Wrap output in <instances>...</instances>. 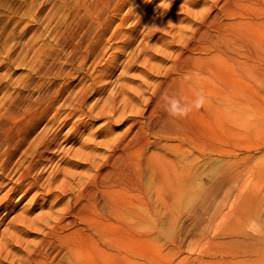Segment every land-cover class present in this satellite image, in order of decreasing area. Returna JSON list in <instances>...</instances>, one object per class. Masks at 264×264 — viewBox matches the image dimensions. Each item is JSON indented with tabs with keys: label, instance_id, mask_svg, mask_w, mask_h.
<instances>
[{
	"label": "bare ground",
	"instance_id": "obj_1",
	"mask_svg": "<svg viewBox=\"0 0 264 264\" xmlns=\"http://www.w3.org/2000/svg\"><path fill=\"white\" fill-rule=\"evenodd\" d=\"M241 1L219 0L214 4L218 10L211 7L194 17L179 28L177 38L173 33L164 45L144 46L147 58L142 62L141 80L135 87L122 84L120 90H110L113 96L99 108L86 104L93 84L105 73L96 70L93 76L90 72L89 83L65 99L67 87L51 85L34 98L9 104L10 109L23 112V119L0 120V191L5 189L0 195V264H129L130 253L121 250V241L136 239L144 245L148 240L147 216L153 211H167L175 224L179 199L186 194L195 198L189 212L198 215L196 222L202 225L205 219L199 215L209 214L207 224L215 225L221 238L215 241L204 233L206 240L220 249L221 256L209 259L210 263L264 264V228L254 235L244 226L251 219L264 220L262 196L256 193L264 190V184L257 191L250 188L249 176H244L246 166L230 162L226 147L230 125L236 127L244 117L239 89L233 88L244 76L243 57L258 55L264 45L257 36L259 26L264 25V10L257 9L258 1L264 0H246L248 5L256 3L247 9L251 14H244L246 20H233L243 14L234 8L228 13L226 7ZM221 9L230 20L220 17ZM158 28L154 22L145 24L149 35ZM89 30H85L86 36ZM247 33L252 34L251 40ZM125 34L116 32L108 38ZM95 54L98 57L99 52ZM83 56L82 60L89 55ZM163 58L170 63L162 66L155 61ZM232 65H236L233 77ZM40 73L71 74L61 66L41 68ZM149 73L157 79L148 80ZM140 98L144 104L139 109L136 101ZM171 99L186 110L185 114L170 113ZM61 111L64 114L59 119ZM127 111L135 114L124 117ZM101 118L104 125L81 136L79 147L67 159L68 166L83 170L72 171L61 162L51 165L57 156L56 162L68 156L70 148L61 147L63 142L71 136L68 141L76 140L88 121ZM46 119L59 122L56 129L37 131ZM119 121L126 125L121 132L105 133L108 136L97 140L103 127ZM30 136L33 139L23 150ZM99 146L104 152H97ZM193 152L198 154L188 160L180 158ZM206 155L219 156L221 163L209 173V185L193 187L196 163ZM13 158L18 164L12 170ZM42 165L50 171L41 182L37 172ZM257 178L264 179V167ZM38 198H45V202L36 212ZM24 199L20 212L9 217ZM226 204L229 207H224ZM137 223L141 227L136 235ZM30 235L35 238L28 239Z\"/></svg>",
	"mask_w": 264,
	"mask_h": 264
},
{
	"label": "rangeland",
	"instance_id": "obj_2",
	"mask_svg": "<svg viewBox=\"0 0 264 264\" xmlns=\"http://www.w3.org/2000/svg\"><path fill=\"white\" fill-rule=\"evenodd\" d=\"M218 1L0 0V120L16 121L23 119V112L10 109L9 104L24 97L34 98L51 85L67 87V92L62 99H65L67 95H73L82 84L90 82V77L94 75L95 70L96 73L98 71L105 73L101 76L102 80L93 84V94L90 95L86 104H94L99 108L107 98L113 96L110 90L114 91L118 88L120 90L122 84L135 87L141 80L144 70L142 62L147 58V47L153 48L161 44L164 45L170 40L173 33L177 38L179 28L186 25L194 17H198L208 9L210 10L211 7L214 11L218 10L214 5ZM255 6L256 3H249L248 5L247 1L244 0L239 4L228 5L226 11L228 13L233 12L231 8H234L235 11L243 14V16L239 14L234 16L233 20H236L244 18L245 13L246 16H249L252 10L247 9ZM257 9L264 10V2L258 1ZM219 15L223 20H230L223 9ZM246 16L243 20L247 19ZM148 22H154L159 27L150 35L145 29V24ZM87 28L90 30L86 36L85 30ZM259 28L257 36L264 41V25H260ZM116 32H119L120 35L124 32L126 36L123 35L110 40L108 35ZM247 35L251 40L252 34L247 33ZM228 36L229 42L232 43L231 36L229 34ZM245 46L248 49L251 43H246ZM97 47L98 57L97 54L94 56V53H98ZM172 48L175 49L176 46L173 45ZM149 53H153L152 50ZM82 54H84V58L86 55L89 56L82 60L80 57ZM155 61L158 62L157 64L161 63L162 66L170 63L166 58ZM81 62L83 63L82 68H80ZM59 66L63 68L64 72L70 71L71 74L67 76L65 74L44 75L40 73L41 68ZM235 66L232 65L230 68L232 77ZM242 66L244 76L240 83L236 82L233 85L231 82V86L239 89L238 99L244 107V117L240 122H237L238 124H235L236 127L234 124L230 125L231 129L227 134L226 147L229 150V161L238 163L239 166H246L244 176H249L250 188L252 187L254 191H257L258 187L264 184L261 183L264 182V179L257 178L259 170L264 167V131H262L264 130L262 128L264 127V45L258 49V55L252 57L245 55ZM91 71H93L92 76ZM147 76L150 81L157 79L156 74L149 73ZM96 87L97 89L94 90ZM143 104L141 98L136 101L139 109L143 107ZM63 114L62 111L59 113V119L62 118ZM134 114L127 111L124 117ZM230 120L233 122L232 116ZM58 123L55 121L47 122L46 119L39 125L37 131L48 127L50 128L49 132H53ZM103 123L102 118L88 121L86 126L82 127L84 132L82 131L76 140L68 141L71 136L62 143L61 147L64 149L70 148L67 152L68 156L56 162L57 156L51 165L61 162V166H68L67 159L71 158L74 149L79 147V138L85 137L90 132L98 131V127L104 125ZM125 127L126 125L120 121L116 124L106 125L98 134L97 140L108 136L104 135L105 133L121 132ZM32 139L30 136L27 140L28 143L26 142L22 149H26ZM104 150L103 146H99L97 152H104ZM197 154V152H193L192 155L185 154L181 155L180 158L188 160ZM220 163L219 156L206 155L200 157L194 170L193 187L209 185L212 182L209 173L214 172ZM17 164L18 161L13 158L10 168L15 169ZM47 168H43L42 165L38 172L35 171L37 173L40 171L41 182L50 171ZM70 168L76 172L84 169L76 166ZM4 191L5 189L1 190L0 195ZM256 193L262 196V216H264V190ZM17 196L14 197L15 200ZM26 200L24 199L16 205L9 217L20 212ZM194 200L195 198L188 194L181 197V201L179 199V210L174 213L175 224L171 223L172 219L169 220L167 211L156 212L151 209L154 213L150 212V215L147 216L148 240L143 242L146 246L141 245L142 242H138L136 239H134L135 241H121V250L130 253L129 264H220L209 262V259L219 258L221 254L220 251L217 252L220 250L218 244L215 245L207 241L204 233H207L209 238L215 237V241H219L221 238L217 233L218 231H215V225L208 226L209 214L201 213L199 215L204 216L203 219H205L204 223H201L202 225L196 222L195 218L198 215L189 212ZM44 202L45 198L36 200V212L40 210V206ZM151 204L152 208L157 209L152 201ZM224 207H229V204ZM43 209L45 210L47 207ZM7 222L8 219L4 224ZM217 223L218 221L214 222V224ZM4 224L1 228L4 227ZM244 226L248 232L256 235L259 233V229L264 228V220L251 219ZM140 227L138 223L135 225L136 235L139 233ZM34 238L35 235L28 236V239Z\"/></svg>",
	"mask_w": 264,
	"mask_h": 264
},
{
	"label": "clouds",
	"instance_id": "obj_3",
	"mask_svg": "<svg viewBox=\"0 0 264 264\" xmlns=\"http://www.w3.org/2000/svg\"><path fill=\"white\" fill-rule=\"evenodd\" d=\"M169 103H170L169 111H170L171 114H173V115L185 114L186 110L180 109L179 104H178V102L175 99H171L169 101Z\"/></svg>",
	"mask_w": 264,
	"mask_h": 264
}]
</instances>
